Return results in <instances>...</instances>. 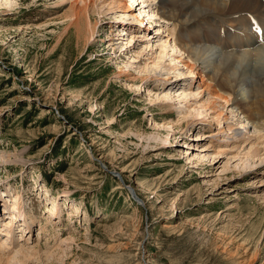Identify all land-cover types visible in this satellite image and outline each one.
<instances>
[{
  "label": "rangeland",
  "instance_id": "374dc122",
  "mask_svg": "<svg viewBox=\"0 0 264 264\" xmlns=\"http://www.w3.org/2000/svg\"><path fill=\"white\" fill-rule=\"evenodd\" d=\"M71 1L0 0V243L19 193L28 222L16 220L6 249L28 237L34 248L13 264H264V162L216 157L225 118L179 122L208 96L149 100L201 91L171 48L160 53L172 22L107 0L94 32H80Z\"/></svg>",
  "mask_w": 264,
  "mask_h": 264
},
{
  "label": "bare ground",
  "instance_id": "6f19581e",
  "mask_svg": "<svg viewBox=\"0 0 264 264\" xmlns=\"http://www.w3.org/2000/svg\"><path fill=\"white\" fill-rule=\"evenodd\" d=\"M98 1L106 3L107 0L71 1L73 24L78 26L80 32L82 23L88 26L86 29L90 33L94 32L91 20L94 18V9ZM153 1H157L156 3H159L160 6H152L153 4L151 3ZM140 3H142V6H140ZM109 4V9L121 7L124 12L133 10V7H131L132 3L127 5L126 2L122 3L120 0H112ZM110 6H113V8ZM137 7H139V14H145L144 16L150 17L149 19H154L156 16V21L158 17L159 19L172 22L173 28L171 27V31L166 29V27L163 30L167 34L166 37L165 35L162 37L165 39L162 40L159 46L163 48L160 52L161 55L165 53V49L171 48L174 51L173 59L171 58L176 63L174 66L177 63H182L185 69L180 72V75L185 74V77L196 75L201 79L199 84L201 86L198 87L201 91L196 90V92H193L191 88H185L183 91H179L178 95H173L166 86L168 89H165L166 87L160 89L161 92H164V89L166 90L164 94L149 93V100L155 99L154 95L156 94V99L162 98V101L158 103H161V106L168 107L171 105L166 100L168 98L172 100V97H174L177 100H181L180 102H188L193 100V98H201L203 96L205 98L208 96L207 102H200V100L194 99V103L197 106L193 107V110L189 106V109L193 112L190 111L189 114L183 113L185 116H182L179 122L182 125H184V122L187 125L192 123L193 126L196 123V119L191 122L193 120L190 121L188 118L195 117L200 119V116H202L205 119L216 120L221 126L223 118H225L226 123L222 126V131L218 130L217 133L210 135L211 138L215 135L222 139V144H218L219 147L217 148L219 149H217L216 157L223 153L232 152L234 155L230 159L232 160L233 158L234 161L239 162L236 164L238 168L240 167L239 169H243L248 165L252 167V165L264 162V38L262 34H259L260 39L258 40L256 33L253 32L257 28L256 23L261 22L264 26V0H142V2L137 0ZM142 20L140 19L141 23L143 22ZM127 27L132 28L128 25ZM176 27L177 29L179 28L177 35L174 33ZM134 28L144 30L140 26H134ZM159 32L160 30H158ZM149 46L150 44H148ZM183 55L185 57H182ZM205 75L206 77L208 76L207 79ZM134 81L136 82L137 79L134 78ZM194 82L197 83L196 81ZM191 84L189 83V85ZM135 86L139 88L141 85L136 84ZM187 90H191L189 91L190 93ZM250 102H252V105ZM218 106L221 107L220 114L210 115L209 110L215 113ZM226 108H229L232 114H237V124L230 123V119L227 116H223V110ZM168 109L170 110V108ZM246 121L249 122L248 126L243 124ZM175 124V122L165 123L163 126L168 127V129L172 127L171 129L174 130ZM241 127L244 128V131ZM220 135L223 136L220 137ZM188 144L193 145V143ZM202 153L196 154L199 159L200 157H207V154L202 155ZM187 158L193 161L191 157L188 156ZM226 166L224 169L227 168ZM15 198L11 202L13 204H9L8 201L6 203L8 204L7 207L3 205L4 209L6 207L12 210L13 216L10 215L11 218H8L7 222L5 221L4 231H6L7 237L5 240L2 239L0 243V264H13L18 260L21 262L22 254L26 257L25 259L30 260L32 257H27L25 251L27 250L30 256L32 252L30 249L34 250L31 246H26L29 244V237L26 239V245L20 248L17 254H11V251L6 249L10 246L9 243L13 239L11 233L16 220L18 222L23 220L22 223L28 222L26 212L21 206L22 198L19 193H17ZM49 210L51 211L49 216L54 220L56 218L53 216L61 213V207L56 203ZM19 213H21L20 215L23 213V219L20 218ZM70 214L69 212L68 215L70 216ZM22 262L24 263V261Z\"/></svg>",
  "mask_w": 264,
  "mask_h": 264
}]
</instances>
